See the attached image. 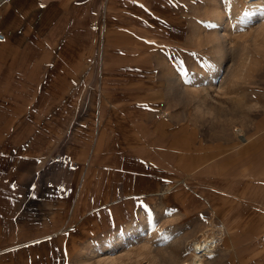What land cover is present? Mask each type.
I'll return each mask as SVG.
<instances>
[{
	"label": "crops",
	"instance_id": "crops-1",
	"mask_svg": "<svg viewBox=\"0 0 264 264\" xmlns=\"http://www.w3.org/2000/svg\"><path fill=\"white\" fill-rule=\"evenodd\" d=\"M179 1L194 4L0 0V253L65 249L106 206L165 193L189 174L203 180L210 166L198 194L207 205L218 199V225L232 230L219 238L217 264H264V142L262 177L250 149L239 163L245 178L230 183L223 175L233 164L223 177L213 169L216 149L201 146L170 100L169 83L180 81L170 73L174 50L186 33L195 45Z\"/></svg>",
	"mask_w": 264,
	"mask_h": 264
},
{
	"label": "rangeland",
	"instance_id": "rangeland-1",
	"mask_svg": "<svg viewBox=\"0 0 264 264\" xmlns=\"http://www.w3.org/2000/svg\"><path fill=\"white\" fill-rule=\"evenodd\" d=\"M193 1L191 9L182 1L178 3L181 15L188 20L183 22L184 28H190L191 18V27L198 29L199 35L193 34V45L187 43V33L184 34L181 44L185 46H178V53L174 50L178 64L170 73L179 74L180 81H175L174 88L173 82L169 83L170 100L182 107L185 119L198 129L201 146L216 149L217 155L212 159L215 171L222 176L233 164L235 170L223 176L230 183L236 180L239 183L245 178L239 173L243 174V164L239 163L253 149L251 167H255V177L260 179L264 164L261 168L259 162L264 157L259 158L256 150L264 142V0H230L227 4L223 0ZM246 12L251 13L247 18ZM217 13L224 17L221 26ZM155 25L158 26L156 19ZM219 29L227 32L233 47L223 57L210 41V35ZM221 65L228 67V73L226 83L218 89L216 84L223 77L219 73ZM203 170L202 175L215 174L210 166ZM205 175L203 180L196 178L201 185L189 174L165 193L122 199L106 206L100 211L97 227L73 242V248L70 245L65 249H48L49 252L32 249L30 253L13 254L14 258L10 253H0V264H182L190 261L195 246L205 241L212 244L204 262L217 264L224 246L219 238L232 230L231 224L218 225V215L210 206L218 200L214 197L207 205L198 194L205 189L203 181L210 180ZM181 188L183 194L177 192ZM246 199L253 206L259 201ZM58 255L65 263L62 259L56 262Z\"/></svg>",
	"mask_w": 264,
	"mask_h": 264
},
{
	"label": "bare ground",
	"instance_id": "bare-ground-1",
	"mask_svg": "<svg viewBox=\"0 0 264 264\" xmlns=\"http://www.w3.org/2000/svg\"><path fill=\"white\" fill-rule=\"evenodd\" d=\"M212 1H216V0H212ZM237 4V3H236ZM238 7V6H237ZM213 9V8H212ZM222 13V12H221ZM221 13H217L218 14V17H217V15H216V17H217V22L218 23H220V25L219 26H221V25H223V23H225L224 22V17H222V15H220ZM241 18V17H240ZM214 19V18H213ZM194 33H195V36H198L199 34H197V33H199V30L198 29H196V31H194ZM204 34H206V33H204ZM206 36V35H205ZM193 37H194V35H193ZM197 38V37H196ZM229 39V36H228V34H227V32H225V31H221V29H219V31L216 33H214L213 35H210V41H212L213 43H215V45H216V47H217V49H216V51H217V53H218V55L219 56H225V55H228V54H230L232 51H233V47L232 46H230V43H229V41H228V39ZM194 40V39H193ZM195 41V40H194ZM212 43V44H213ZM256 50V49H255ZM216 55V54H215ZM216 58V57H215ZM222 59V58H221ZM217 60H219V59H217ZM224 61V60H223ZM228 71V67L227 66H225V65H221L220 66V70H219V73H221L222 74V76L223 77H221V79H220V81L216 84V87L218 88V89H221L222 87H223V85L226 83V80H227V76H225V75H227V72ZM219 84V85H218ZM223 190L225 191V192H227L229 195H230V197H229V201H231V200H235L236 199V197H237V193H234V192H231V190H229V189H225V188H223ZM228 196V195H227ZM239 198V197H238ZM218 200V199H217ZM226 203V202H225ZM242 208H243V206H242ZM241 210V209H240ZM246 210V209H245ZM224 212V209H222L221 210V213H223ZM264 213V212H263ZM238 215V214H237ZM211 244H212V242H210V241H205V242H201L200 244H197L196 246H195V250H194V252H193V254H192V257H191V260L190 261H188V260H186V261H184L182 264H206V262H204V258H205V253H206V251H208L209 249H210V247H211ZM206 261V260H205Z\"/></svg>",
	"mask_w": 264,
	"mask_h": 264
},
{
	"label": "snow or ice",
	"instance_id": "snow-or-ice-1",
	"mask_svg": "<svg viewBox=\"0 0 264 264\" xmlns=\"http://www.w3.org/2000/svg\"><path fill=\"white\" fill-rule=\"evenodd\" d=\"M223 2H224L225 4H227V3L230 2V0H223ZM244 15H245V17L247 18L248 16L251 15V13H250V12H246ZM164 238L166 239L167 237L165 236Z\"/></svg>",
	"mask_w": 264,
	"mask_h": 264
}]
</instances>
